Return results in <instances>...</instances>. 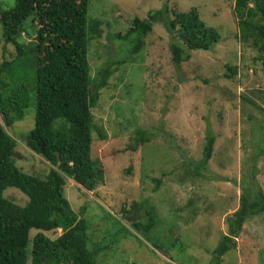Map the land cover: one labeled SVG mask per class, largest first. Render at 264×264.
<instances>
[{
    "label": "rangeland",
    "instance_id": "374dc122",
    "mask_svg": "<svg viewBox=\"0 0 264 264\" xmlns=\"http://www.w3.org/2000/svg\"><path fill=\"white\" fill-rule=\"evenodd\" d=\"M90 2L89 18L103 22L102 37L89 46L91 75L96 78L106 66L114 70L93 109L95 124L109 135L100 143L94 131L93 155L104 165L105 182L90 192L66 178L65 196L88 221L92 242L103 244L98 264H211L227 233V215L241 207L244 196L264 195V68L259 53L237 38L235 0ZM0 3L11 9L16 0ZM165 5L178 12L197 8L202 20L219 30L221 41L202 51L176 39L190 56L176 67L173 35L156 23L144 48L131 54L117 34L124 35L135 16L144 19ZM26 29L30 36L22 38L31 48L36 40L31 19ZM4 45L0 22V65L16 56L14 46ZM227 65L238 69L232 72ZM33 87L25 118L5 129L18 142L16 166L40 177L51 164L23 141L35 124ZM144 134L148 141L139 145ZM209 135L215 138L213 155L201 168ZM4 196L20 206L28 202L15 188ZM151 207L155 228L135 229L134 223L149 221ZM43 233L52 240L62 235L61 230ZM36 234L32 231L31 238ZM222 264H264V214L247 221Z\"/></svg>",
    "mask_w": 264,
    "mask_h": 264
},
{
    "label": "trees",
    "instance_id": "16d2710c",
    "mask_svg": "<svg viewBox=\"0 0 264 264\" xmlns=\"http://www.w3.org/2000/svg\"><path fill=\"white\" fill-rule=\"evenodd\" d=\"M90 4V0H16L13 8L4 9L0 3L4 47L16 49L15 58L0 65V264H98L103 251L102 242H92L88 221L72 208L64 193L66 178L90 192L105 182L104 165L93 155L94 131L100 143L109 135L95 124L93 109L114 70L106 66L96 78L91 75L89 46L102 37L103 22L89 18ZM234 14L239 42L259 53L264 68V0H235ZM29 19L36 39L31 48L22 38L30 36ZM156 23L173 35L170 49L176 67L190 58L186 48L211 51L222 38L217 28L202 20L197 8L178 12L168 5L144 19L135 16L127 32L116 37L136 54ZM227 67L232 72L238 69ZM31 83L35 124L23 141L51 164L49 173L40 177L16 166L18 142L5 129L25 118L33 101ZM145 141L144 134L138 143ZM214 144V136L209 135L199 167L209 164ZM9 188L21 191L28 202L20 206L7 199L4 193ZM260 214H264V195L258 193L251 200L244 196L241 207L227 215V233L214 250L211 264H222L223 256L236 248L247 221ZM155 217L152 208L149 221L133 227L151 232L157 225ZM34 230L37 234L31 238ZM58 230L62 235L56 240L43 233Z\"/></svg>",
    "mask_w": 264,
    "mask_h": 264
}]
</instances>
